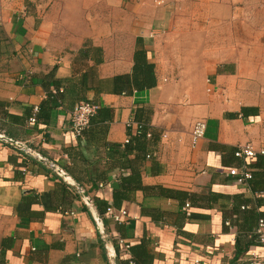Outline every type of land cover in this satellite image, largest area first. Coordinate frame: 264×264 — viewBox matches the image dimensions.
Masks as SVG:
<instances>
[{
  "label": "crops",
  "instance_id": "obj_1",
  "mask_svg": "<svg viewBox=\"0 0 264 264\" xmlns=\"http://www.w3.org/2000/svg\"><path fill=\"white\" fill-rule=\"evenodd\" d=\"M130 1L0 0V136L33 154L0 141V264H135L119 239L143 246L137 264H264L254 235L264 220V156L235 157L248 144L264 150V26L250 47L243 23L248 48L229 56L205 38L219 27L212 0L195 10ZM242 1L231 15H264ZM173 32L196 33L184 48L202 50L192 63L185 52L176 82L160 65ZM135 55L153 65V86L133 81ZM80 101L100 111L76 139L70 114ZM129 121L152 129L151 159L125 152L136 134ZM198 121L206 133L191 149ZM244 166L252 179L238 184L228 172ZM143 187L188 197L154 198ZM115 191L124 194L118 207ZM108 206L125 210L128 222L115 224Z\"/></svg>",
  "mask_w": 264,
  "mask_h": 264
},
{
  "label": "rangeland",
  "instance_id": "obj_2",
  "mask_svg": "<svg viewBox=\"0 0 264 264\" xmlns=\"http://www.w3.org/2000/svg\"><path fill=\"white\" fill-rule=\"evenodd\" d=\"M123 2L125 3H131L132 2L130 0H123ZM147 2V1H146ZM148 3L152 4V6L156 7V9L162 10L165 6V1L164 0H149ZM206 2H204L203 0H173V7L177 6V7H182L185 9H201ZM209 3V2H208ZM146 5L147 7L150 6ZM146 6L144 8H146ZM207 6V5H206ZM209 7H212L213 9L217 10L219 13H221V15H219L218 18L219 22L218 24V32H214L212 33H204L205 34V38L207 36L213 38V40H217V43L215 45H217V49H219L220 53L223 54L225 50H227L228 55L229 56H233L234 53L236 54L237 52H239L240 50H242L243 45L246 44V48H248V40L247 38V28H244L242 26L243 23H249L251 25V38H250V43L249 46H252V43H256L258 41V30L260 29V26H264V15H251V16H245V15H240V16H234L231 15V11H233V9L236 7H241L243 8V1L242 0H212L209 3ZM251 9L253 10V13H255L257 11V9H261L264 8V1H260V0H254L252 1V5H251ZM126 8V7H124ZM132 7H127L126 9H129V13H137L135 11H130ZM258 12V11H257ZM225 13H227V16L224 15ZM156 17L154 21H157ZM179 17H173V22L177 19L178 20ZM159 19V18H158ZM183 19H187L190 21H193L194 23H196L197 19H201V17H197V16H187V17H183ZM163 22V21H161ZM200 23H202L201 20H199ZM156 24V22H155ZM158 24H160V19L158 20ZM161 26V31L163 29L162 25ZM153 28L155 29V25H153ZM160 27H158L159 29ZM196 33H187V36H185L186 34H181L179 32H173V36L168 39L169 42H164L166 46L162 45L161 49H162V56H161V60H160V65L162 70L169 75V77L173 80V81H178V77L179 74L181 72V67L184 66V59L185 58V52L189 57L192 56L190 62L192 63L195 59V56L197 55H201L202 50L201 49H197L195 47H187L188 49L186 50V48H184L185 44L187 43L185 41V37H188V39L190 40L189 43L191 42L192 44H195L196 42ZM213 36V37H212ZM245 39L247 40V42L245 41ZM210 40V39H207ZM256 41V42H255ZM163 43V41H162ZM191 44V45H192ZM164 47V48H163ZM215 48V47H214ZM206 50H208V48L203 49V52H205ZM184 55V56H183ZM183 64V65H182Z\"/></svg>",
  "mask_w": 264,
  "mask_h": 264
},
{
  "label": "built area",
  "instance_id": "obj_3",
  "mask_svg": "<svg viewBox=\"0 0 264 264\" xmlns=\"http://www.w3.org/2000/svg\"><path fill=\"white\" fill-rule=\"evenodd\" d=\"M100 111V105L90 102V101H80L78 102L71 114H70V126L73 136L78 139L81 138L83 133L90 127L91 121L95 118ZM38 109H34V114L30 118L29 122L31 124L36 123ZM133 126L138 128V125L132 121H129L127 124L128 128ZM206 124L202 121H198L194 124L192 131L190 133V148L195 149L197 144L205 137L206 133ZM161 139H167L165 133L161 134ZM3 137V136H0ZM147 138H151V134H147ZM128 143V140L126 141ZM257 155L264 156V150H256L251 145L241 146L237 149L235 157L238 159L246 160L254 158ZM229 176L234 177L238 184H247L248 181L252 179V173L245 166L242 170L230 169L228 172ZM102 187V185H100ZM189 204L184 206V209H189ZM244 209V208H243ZM107 216L117 225H124L128 222L129 217L128 213L125 210H116L113 207H109L106 211ZM229 226V224H227ZM254 235L256 236L259 244H264V220L259 219L257 227L254 230ZM120 245H123L125 249H129V245H126L122 239L118 240ZM256 257V255H253Z\"/></svg>",
  "mask_w": 264,
  "mask_h": 264
},
{
  "label": "trees",
  "instance_id": "obj_4",
  "mask_svg": "<svg viewBox=\"0 0 264 264\" xmlns=\"http://www.w3.org/2000/svg\"><path fill=\"white\" fill-rule=\"evenodd\" d=\"M138 65H140V67H138ZM153 65L148 64L146 62L145 57H138L135 55L134 57V66H133V74H132V79L133 81H136V79L138 78L139 81H136V83L141 84L142 86L145 87H151L153 86L152 84V74H153ZM127 76L124 77H117L113 80L114 85H116V82H120L121 80L127 79ZM55 86L57 87V84L55 83ZM140 88H144V87H140ZM37 118V117H36ZM135 123L138 125V128L136 130V134L134 135V137H130L128 139V143L125 144V152L127 154H130L132 152L134 153H138V154H144V157H146V159H151V155L147 154V142L151 141L155 138V135L153 134V131L150 127H148L146 125V123L141 122V121H135ZM150 133L151 134V138L148 139L147 138V134ZM152 168L158 169V165L157 163L152 162ZM127 179L123 180V183H126ZM143 193L145 194V196H152L154 198H162V199H172V200H176L179 203H182L183 201H185V199L188 197V195L186 193L180 192V191H172V190H167L161 187H143ZM156 195V196H155ZM113 206H119L120 205V201L124 199V194L122 193V191H115L114 195H113ZM112 206V207H113ZM109 208V206H108ZM114 208V207H113ZM151 209H148L146 207H143L141 209V213L143 214H147L148 216H151L150 213ZM157 209H155L156 211ZM151 218L156 219V216H151ZM131 253L135 254V257L132 256L133 260L136 263V260H139L140 262L143 261L142 257L144 256L143 253V246L138 245L137 247H132L129 246L128 249ZM129 263V262H128Z\"/></svg>",
  "mask_w": 264,
  "mask_h": 264
},
{
  "label": "water",
  "instance_id": "obj_5",
  "mask_svg": "<svg viewBox=\"0 0 264 264\" xmlns=\"http://www.w3.org/2000/svg\"><path fill=\"white\" fill-rule=\"evenodd\" d=\"M5 140L7 143H10L12 146H15L16 148L20 149V150H23L25 153L29 154V155H32L31 152L24 148L22 145L18 144V143H14L13 141H11L10 139H4V137H0V141H3ZM34 157H37L36 155ZM64 180L67 179L65 175H62L61 176Z\"/></svg>",
  "mask_w": 264,
  "mask_h": 264
}]
</instances>
